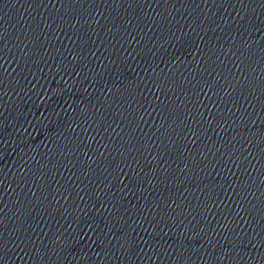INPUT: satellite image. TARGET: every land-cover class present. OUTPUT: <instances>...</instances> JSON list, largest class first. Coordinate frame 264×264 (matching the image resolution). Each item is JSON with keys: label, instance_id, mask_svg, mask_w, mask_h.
Returning <instances> with one entry per match:
<instances>
[{"label": "water", "instance_id": "obj_1", "mask_svg": "<svg viewBox=\"0 0 264 264\" xmlns=\"http://www.w3.org/2000/svg\"><path fill=\"white\" fill-rule=\"evenodd\" d=\"M101 264H264V0H0Z\"/></svg>", "mask_w": 264, "mask_h": 264}]
</instances>
